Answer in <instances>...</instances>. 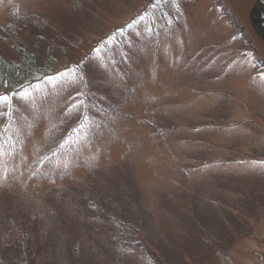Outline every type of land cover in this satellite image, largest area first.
I'll return each mask as SVG.
<instances>
[{"label": "rangeland", "instance_id": "rangeland-1", "mask_svg": "<svg viewBox=\"0 0 264 264\" xmlns=\"http://www.w3.org/2000/svg\"><path fill=\"white\" fill-rule=\"evenodd\" d=\"M15 45L51 76L0 90V264H264V66L225 0H0Z\"/></svg>", "mask_w": 264, "mask_h": 264}, {"label": "trees", "instance_id": "trees-1", "mask_svg": "<svg viewBox=\"0 0 264 264\" xmlns=\"http://www.w3.org/2000/svg\"><path fill=\"white\" fill-rule=\"evenodd\" d=\"M253 19L259 29L261 37L264 40V19L261 15H259L258 8L253 15ZM14 48L16 49L18 56L22 61L18 65H11L5 60H0V90L9 89L13 85L20 89H25L33 86L35 82L45 81L47 75L51 76V73L49 72L51 66H49L47 71L42 72V76H40L39 79H36L35 75L39 74V72L36 71L35 73H32V71L29 70L34 69L35 59L27 52L26 47L25 49L15 45ZM260 63H262L264 66V63L262 61H260ZM24 65L26 69L23 68ZM86 119L84 118L83 120L86 121ZM11 121L12 119L8 118L5 123L10 126ZM3 135L7 136L5 130H3Z\"/></svg>", "mask_w": 264, "mask_h": 264}, {"label": "water", "instance_id": "water-1", "mask_svg": "<svg viewBox=\"0 0 264 264\" xmlns=\"http://www.w3.org/2000/svg\"><path fill=\"white\" fill-rule=\"evenodd\" d=\"M225 2L264 62V43L253 20V15L256 11L259 0H253L250 8L246 12L235 10L229 0H225Z\"/></svg>", "mask_w": 264, "mask_h": 264}, {"label": "bare ground", "instance_id": "bare-ground-1", "mask_svg": "<svg viewBox=\"0 0 264 264\" xmlns=\"http://www.w3.org/2000/svg\"><path fill=\"white\" fill-rule=\"evenodd\" d=\"M231 5L233 6V8L237 11H240V12H246V7L244 4H239L237 3L235 0H229Z\"/></svg>", "mask_w": 264, "mask_h": 264}]
</instances>
